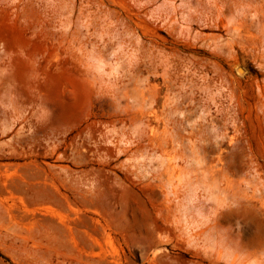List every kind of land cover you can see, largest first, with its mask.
<instances>
[{
	"label": "rangeland",
	"instance_id": "rangeland-1",
	"mask_svg": "<svg viewBox=\"0 0 264 264\" xmlns=\"http://www.w3.org/2000/svg\"><path fill=\"white\" fill-rule=\"evenodd\" d=\"M0 264H264V0H0Z\"/></svg>",
	"mask_w": 264,
	"mask_h": 264
},
{
	"label": "bare ground",
	"instance_id": "bare-ground-1",
	"mask_svg": "<svg viewBox=\"0 0 264 264\" xmlns=\"http://www.w3.org/2000/svg\"><path fill=\"white\" fill-rule=\"evenodd\" d=\"M170 184V183H169ZM169 189H170V187H169ZM188 191V190H187ZM167 193H168V191H167ZM171 194H174V195H176V193L175 192H172ZM168 195V194H167ZM173 197V196H172ZM177 199V198H176ZM170 200H172V199H170ZM186 207V206H185ZM184 211V210H183ZM186 217V216H185ZM182 221V220H181ZM179 223V222H178ZM184 223V222H183ZM188 227V226H187ZM187 227H186V229H187ZM185 229V228H184ZM190 229V228H189ZM192 236V235H191Z\"/></svg>",
	"mask_w": 264,
	"mask_h": 264
}]
</instances>
